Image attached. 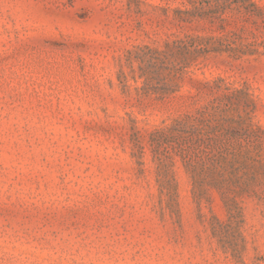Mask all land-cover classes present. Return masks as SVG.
Returning a JSON list of instances; mask_svg holds the SVG:
<instances>
[{"label":"rangeland","instance_id":"rangeland-1","mask_svg":"<svg viewBox=\"0 0 264 264\" xmlns=\"http://www.w3.org/2000/svg\"><path fill=\"white\" fill-rule=\"evenodd\" d=\"M254 1L182 20L176 10L214 1L0 0V264H264V173L251 194L234 183L199 201L178 159L175 199L150 144L163 122L229 93L236 116L263 126L264 148ZM196 35L236 54L200 58L174 93L127 63L138 47ZM221 78L215 94L202 89Z\"/></svg>","mask_w":264,"mask_h":264},{"label":"trees","instance_id":"trees-1","mask_svg":"<svg viewBox=\"0 0 264 264\" xmlns=\"http://www.w3.org/2000/svg\"><path fill=\"white\" fill-rule=\"evenodd\" d=\"M212 1L214 2H208L207 6L201 4L194 9L176 11L182 20L204 18L207 16L205 11L209 12L212 7L220 8L222 5V0ZM245 1L258 9L254 0ZM231 2L242 3V0ZM190 3L196 2L190 0ZM218 42L220 37L196 35L189 36L188 39L166 41L164 48L138 47L135 51L128 52L127 63L138 61L140 77H146V80L159 79L158 83L163 81L158 89L170 94L179 90L178 79L183 73L190 72V68L200 58H208L212 53L236 54V50L221 48ZM127 78L126 72L121 70L120 80L126 92L130 90ZM219 80L222 78L202 83V89L206 88L215 94V90L221 88ZM149 92L150 89L146 90V93ZM262 131L263 126L254 123L250 113L235 115L229 93L214 97L195 112L188 111L174 117L169 124L163 122L151 132L150 137L152 159L157 165L161 191L168 190L175 199L178 198L175 167L179 159L191 178L194 196L199 201L204 198L208 200L213 189L226 199L234 183L240 185L242 193L255 192V186L260 183L259 175L264 173ZM231 200L233 205L230 214L234 219L237 217V206Z\"/></svg>","mask_w":264,"mask_h":264}]
</instances>
